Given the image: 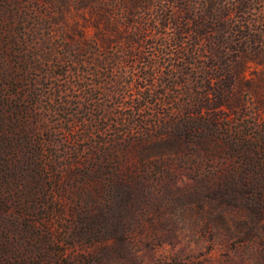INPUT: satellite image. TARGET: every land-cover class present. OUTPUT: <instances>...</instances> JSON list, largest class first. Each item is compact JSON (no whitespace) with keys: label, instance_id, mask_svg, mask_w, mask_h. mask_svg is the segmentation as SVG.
<instances>
[{"label":"trees","instance_id":"16d2710c","mask_svg":"<svg viewBox=\"0 0 264 264\" xmlns=\"http://www.w3.org/2000/svg\"><path fill=\"white\" fill-rule=\"evenodd\" d=\"M154 1L0 0V107L9 111L7 118L0 109V147L43 157L45 140L32 147V132L41 135L50 118L75 140L112 125V142L164 134L191 157L192 145L224 141L263 164L264 128L250 141L251 126H232L229 117L264 116V0ZM167 49L172 57L159 79L157 57ZM177 91L185 100L168 121L141 113ZM96 142L88 150L120 152L105 147L101 132Z\"/></svg>","mask_w":264,"mask_h":264},{"label":"rangeland","instance_id":"374dc122","mask_svg":"<svg viewBox=\"0 0 264 264\" xmlns=\"http://www.w3.org/2000/svg\"><path fill=\"white\" fill-rule=\"evenodd\" d=\"M166 52L157 57L159 79L172 57ZM170 95L141 113L168 121L185 98ZM229 123L251 126L252 141L264 116L232 114ZM40 130L31 146L45 140L43 157L0 147V264H264V158L259 166L250 152L249 163L224 141L192 145L184 157L164 134L112 142V125H94L80 140L50 118ZM99 132L120 152L88 150Z\"/></svg>","mask_w":264,"mask_h":264}]
</instances>
